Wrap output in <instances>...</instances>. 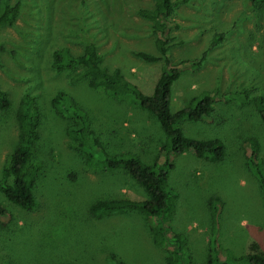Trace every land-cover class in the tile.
<instances>
[{"label": "rangeland", "instance_id": "374dc122", "mask_svg": "<svg viewBox=\"0 0 264 264\" xmlns=\"http://www.w3.org/2000/svg\"><path fill=\"white\" fill-rule=\"evenodd\" d=\"M173 25L168 57L182 67L170 90L169 111L192 98L212 95V112L178 128L194 140L224 145L219 163L191 152L170 156L167 186L176 197L165 220L170 234H182L183 262L203 264L211 247V210H217L215 238L219 262L228 264L264 250V126L258 111L264 99V3L252 0H172ZM19 6L13 26H0V90L10 107L0 111V178L17 146L16 109L29 96L40 113V138L24 172L33 174L35 206L24 210L0 195L8 215L0 219V264H164L167 253L155 245L149 221L139 213L99 219L88 209L96 201L146 199L121 171L85 163L66 134L69 123L50 105L57 93L68 95L86 114L89 128L108 155L131 153L145 165L164 162V134L156 119L130 97L116 100L86 79L82 69L56 71L54 50L78 57L94 49L100 66L150 96L162 62L145 63L134 54L155 50L154 0H0Z\"/></svg>", "mask_w": 264, "mask_h": 264}, {"label": "trees", "instance_id": "16d2710c", "mask_svg": "<svg viewBox=\"0 0 264 264\" xmlns=\"http://www.w3.org/2000/svg\"><path fill=\"white\" fill-rule=\"evenodd\" d=\"M256 1V0H252ZM264 3V0H257ZM174 9L172 0H154V8L151 13L143 14L156 21L154 42L155 50L159 56H152L142 52L134 55L145 63L162 62L159 76L155 82L150 96L143 95L138 89L122 78L120 72L115 69L108 72L100 66V57L94 49L85 52L81 56L73 57L66 50H54L53 66L56 71L75 70L81 68L82 72L74 79H86L90 89L101 88L104 93L116 100L126 97L133 99L140 109L148 112L158 122L164 134V143L160 148V158L164 162L145 165L137 156L131 153L108 155L89 128L85 112L64 93H57L50 101V105L57 115L69 123L66 134L76 143L85 163L100 166L107 171H121L133 180L146 194L147 198L135 201L130 199H112L96 201L90 205L88 212L90 217L99 219L103 216L115 213H139L149 221V234L155 245L161 247L167 253L164 264H186L183 262V235L168 232L165 220L172 215V201L176 197L167 186L168 172L173 166L169 157L179 156L185 152H191L194 157L215 164L223 160L224 145L217 139L194 140L185 137L178 128L180 121L187 119L198 122L207 118L212 112V95L204 93L192 98L189 103L175 113L169 111L170 90L173 83L180 75L182 67L194 68L200 61H181L174 64L168 57L169 30L173 27L167 20ZM19 6H3L0 8V26H13L18 14ZM4 51L0 46V53ZM258 114L264 126V99L259 100ZM10 101L7 94L0 90V111L7 110ZM17 128V146L10 155V165L4 169L0 178V195L11 205L31 210L35 206L31 192L33 180L32 173L24 172L28 160L33 155L40 138V113L29 96H23L15 114ZM259 179V186L264 194V178L259 170H255ZM216 198L208 200L211 210L212 228L211 240L207 251L206 261L203 264H228L219 262L217 240L215 238V225L217 210L213 208ZM8 215L0 207V219L6 220ZM121 264V263H116ZM189 264V263H188ZM230 264H264V250L260 253L250 252L238 257Z\"/></svg>", "mask_w": 264, "mask_h": 264}]
</instances>
